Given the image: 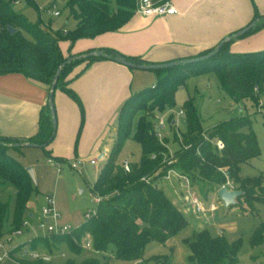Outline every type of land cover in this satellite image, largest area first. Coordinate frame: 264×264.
I'll use <instances>...</instances> for the list:
<instances>
[{
    "label": "trees",
    "instance_id": "16d2710c",
    "mask_svg": "<svg viewBox=\"0 0 264 264\" xmlns=\"http://www.w3.org/2000/svg\"><path fill=\"white\" fill-rule=\"evenodd\" d=\"M12 1L0 0V74L22 73L47 83L48 87L60 63L73 54L64 56L59 41L69 40L72 45L78 38L94 37L105 31L116 30L131 17L136 7V0H67L65 7L76 20L75 26L54 32L16 11ZM27 1L35 4L34 0ZM257 17L260 20L248 31L225 42L212 56L200 61L154 69L157 72V82L135 91L120 106L114 139L92 184L94 197L100 198L96 201V214L86 218L70 232L33 237L29 243L30 251L35 249H32L35 242H45L48 249L64 242L71 253L79 255L82 249L78 241L84 234H89L92 249L96 253L105 252L112 247L115 251L114 258L141 260L147 242L164 241L188 223L183 212L156 182L170 168L191 180L194 169H197V181L207 180L219 186L232 180L233 188L243 191L238 198L248 205H252L253 201H264L262 176L241 178L238 175L239 164L260 152L249 115L220 121L203 131L192 99L186 98L181 104L186 131L180 137H175L180 147L172 156L168 154L165 139L157 136L153 120L155 109L164 110L175 105L176 90L184 85L186 78L207 70L215 71L225 91L236 101H257L264 95V48L251 51L229 50L232 41L264 25V14L256 15L252 20ZM8 26L14 27L15 31L10 32ZM99 49L111 56L89 55L69 61L61 69L55 86V89L62 88L77 103L81 122L84 117L82 101L76 91L67 86L68 76L78 64H83L77 72L80 73L97 59L122 56L134 62H145L139 57L125 56L110 48ZM91 50L94 49L76 54ZM150 100V105L146 106ZM139 109H144L146 114L136 119ZM53 138L50 113L40 115L37 131L28 138L0 137V182H8L15 187L12 204L9 201H0V234L5 225H10L7 233H11L22 226L25 215L30 216L28 201L34 191L33 179L26 166L9 151L10 148L19 149L21 146L11 144L22 140L37 143L53 158L49 148ZM128 138L140 143L141 156L137 161H129V170H125L123 162L118 161V154ZM216 139L222 141L221 148L216 146ZM170 159L171 162L168 163ZM262 243L263 222L256 226L250 236L251 247L260 246ZM188 244L189 260L193 264H235L241 241H228L223 235L212 236L206 230H199ZM21 247L22 244L19 243L11 248L8 257L20 264H49L40 258L17 259L14 255ZM165 261L166 259L162 260L160 264ZM64 264L100 263L97 258L91 257L79 263L68 260Z\"/></svg>",
    "mask_w": 264,
    "mask_h": 264
},
{
    "label": "rangeland",
    "instance_id": "374dc122",
    "mask_svg": "<svg viewBox=\"0 0 264 264\" xmlns=\"http://www.w3.org/2000/svg\"><path fill=\"white\" fill-rule=\"evenodd\" d=\"M66 1L34 0L35 4H33L27 0H13L12 6L30 21L40 22L43 27L55 32L75 26L76 20L69 15L65 7ZM53 10H59L60 14L53 15ZM140 70L144 73H141L138 81H134L133 92L151 86L158 80L156 71ZM188 97L192 99L197 109L203 131L220 121L240 115L251 117L252 130L257 138L260 152L257 156L239 164L238 175L241 178L261 175V183L264 186V95H261L257 101L250 99L236 101L225 91L213 70L186 78L184 85L176 90L175 105L171 108L166 107L164 110L155 109L153 113L155 124L160 119L164 123L160 129L161 138L165 139L170 156L180 147L175 137H180L181 133L186 131L185 118L183 114H179V110L183 101ZM150 103L151 100L146 103V106ZM144 114L146 111L139 109L135 118ZM172 119H174L173 123ZM11 150H16L17 154L14 153L13 156L26 163V167L31 166L34 173V191L30 196L31 205L29 207L31 216H24L28 224L22 226L23 233L12 235L9 241L6 235L10 230V225H5L1 231L0 240L4 243L5 252L21 242L25 243L24 247L27 252H17L14 256L17 259L29 260L30 240L33 237L46 236L45 229L39 224L41 209L47 204V196L53 198L54 208L60 214L57 220L59 224H69L72 228L80 225L86 219L85 212L97 207L92 184L97 177V168L100 169L105 160L102 157L85 154L81 158L72 157L68 161L61 162L49 157L43 147L26 146ZM140 156V143L133 138H128L120 149L118 161L120 163L125 160L137 161ZM48 158L51 160L49 161ZM90 158H94L96 162L90 163ZM79 159L87 161L78 168H72L71 162ZM173 171L177 172L175 169ZM197 175L198 170L194 169V175L191 177L195 181L190 178L188 186V189L197 194L203 205V211L197 213L186 209L188 205L190 209H193V204L190 202L184 205L183 196L186 186L182 177L171 173L169 178L162 177L156 181L173 204L183 212L188 223L164 241L150 240L147 242L141 260L127 261L114 258L115 251L112 247L105 252L96 253L92 248L85 247L86 234L78 241L82 249L79 255L71 253L64 242L52 246L51 249L46 247L45 242H35V247L32 248L35 249L32 252H37L42 260L46 259L43 261L49 264H64L68 260L79 263L91 257L97 258L100 264H160L164 259L166 261L163 264H193L189 260L188 241L197 231L206 230L212 236L223 235L228 241L240 239L241 244L235 264H264V243L257 247H251L250 244L252 232L257 225L264 223V201H253L252 205H248L243 199L237 197L235 203L226 206L217 194L220 186L202 179L199 182ZM191 181L195 183L192 184ZM229 181L233 184L232 180ZM14 194L15 187L11 183L0 182L1 202L9 201L12 204ZM0 264L19 263L10 257H5Z\"/></svg>",
    "mask_w": 264,
    "mask_h": 264
},
{
    "label": "crops",
    "instance_id": "0c3cea01",
    "mask_svg": "<svg viewBox=\"0 0 264 264\" xmlns=\"http://www.w3.org/2000/svg\"><path fill=\"white\" fill-rule=\"evenodd\" d=\"M170 2L176 8L175 13L153 16L135 10L118 29L94 37L78 38L72 45L69 40H61L60 50L66 56L68 53L110 48L125 56L139 57L147 63L167 62L197 56L245 27L256 15L264 14V0ZM262 48L264 25L229 45L231 51ZM82 65L78 64L72 70L67 84L82 101V122L77 103L62 88L54 91L56 131L49 148L53 158L60 159L54 158L56 161L81 158L85 154L98 158L102 155L105 160L114 139L120 106L134 93L133 83L144 73L140 72L141 68L113 59L94 60L85 70L77 73ZM47 102V83L18 72L0 74V137L32 136L38 129L40 115L49 114ZM11 149L14 148L9 150L12 155L17 154L16 150ZM28 205L30 207V200ZM28 212L31 216L30 210ZM24 246L25 243L19 252L26 250Z\"/></svg>",
    "mask_w": 264,
    "mask_h": 264
},
{
    "label": "built area",
    "instance_id": "2783aa9c",
    "mask_svg": "<svg viewBox=\"0 0 264 264\" xmlns=\"http://www.w3.org/2000/svg\"><path fill=\"white\" fill-rule=\"evenodd\" d=\"M135 10L137 12H140L143 15H153V16H158V15H164V14H172L176 12L175 6L170 2V0H136V7ZM53 15H58L60 13L59 10H53L52 11ZM179 114H183V110H179ZM164 123L160 119L158 123L156 124L155 128L157 131V136L161 139L162 133L160 129L163 127ZM215 144L218 148H221L223 143L220 139L215 140ZM50 161L51 158H48ZM86 159H79L78 161H73L71 162L70 166L72 168H78L79 165H82L86 162ZM90 163H95L96 160L91 158L89 159ZM168 163L171 162V159L167 161ZM123 167L125 170H129V163L127 160L123 161ZM174 169L170 168L167 170L166 175L164 176L165 178H169L171 173H176L179 177L183 178V181L186 186V190L183 196V201L184 205H188V202L193 204V209H190L189 205L187 206V210H191L194 212H201L203 211V205L197 196L196 193H194L192 190L188 189V186L190 185L189 178L185 175L179 174L175 171ZM226 186H229L233 188L231 182L228 180L225 184ZM96 201H98L100 198L99 197H94ZM47 204L41 209V222L39 226L43 229H45V232L47 235H52V234H63L66 232H70L73 228L69 224H59L58 223V218L60 217V214L57 212V210L54 208V202L53 198L51 196H47L46 198ZM96 214V209L88 210L85 212V217L90 218ZM52 220V221H51ZM28 221L27 218L23 220L22 226L27 225ZM22 226L14 229L11 233H8L6 235V239L9 241L12 238V235L15 234H22ZM87 235V240L85 242V247L86 248H92V241L91 237L89 234ZM29 250V249H28ZM9 252V251H8ZM8 252L4 251V243L0 240V262L5 258L8 257ZM24 252H27V249L24 250ZM29 258L34 260V259H42V257L37 253V252H32L30 251ZM46 260V259H43Z\"/></svg>",
    "mask_w": 264,
    "mask_h": 264
},
{
    "label": "water",
    "instance_id": "95a60500",
    "mask_svg": "<svg viewBox=\"0 0 264 264\" xmlns=\"http://www.w3.org/2000/svg\"><path fill=\"white\" fill-rule=\"evenodd\" d=\"M258 20H260L259 17L255 18L254 20H252L249 24H247L245 27L237 30L236 32H233L231 34H229L228 36L224 37L218 44H216L214 46V48H212L211 50H209L207 53L201 54V55H197V56H193V57H189V58H183V59H176V60H171V61H167V62H160V63H147V62H134L132 60L126 59L122 56H117L115 57L113 60L120 62L122 64L131 66V67H136V68H141V69H156V68H163V67H167V66H171L174 64H178V63H188V62H195V61H200L203 59H206L210 56H212L214 53L217 52V50L220 49V47L227 41H230L242 34H244L246 31H248ZM8 30L10 32H14L15 28L12 26H8ZM89 55H101V56H105V57H110L111 55L108 54L107 52L101 50V49H94L91 51H88L86 53H82V54H72L70 56H67L58 66V68L56 69L51 83L49 84L48 87V107H49V113L51 116V121H52V135L55 134L56 131V112H55V106H54V90H55V86H56V82H57V78L58 75L60 74L61 69L63 68V66L68 63L69 61L75 59V58H79L82 56H89ZM173 123V122H172ZM9 144V143H7ZM11 145H16V146H40L37 143H33V142H29L26 140H22L19 142H15L12 143ZM102 155L99 157L101 158ZM27 171L29 172L30 176L32 179H34V173L32 170L31 166H27L26 167ZM243 191L241 189H236V188H228L226 185H222L218 188L217 190V194L220 197V199L224 202V204L226 206L235 203L236 202V198L239 197L240 195H242Z\"/></svg>",
    "mask_w": 264,
    "mask_h": 264
}]
</instances>
